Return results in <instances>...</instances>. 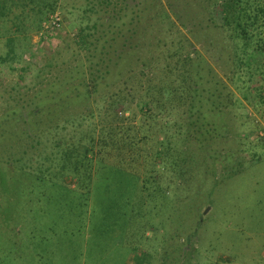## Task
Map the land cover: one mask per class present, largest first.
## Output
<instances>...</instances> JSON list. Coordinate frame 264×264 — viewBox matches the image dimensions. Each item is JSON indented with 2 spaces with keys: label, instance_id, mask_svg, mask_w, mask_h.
<instances>
[{
  "label": "trees",
  "instance_id": "trees-1",
  "mask_svg": "<svg viewBox=\"0 0 264 264\" xmlns=\"http://www.w3.org/2000/svg\"><path fill=\"white\" fill-rule=\"evenodd\" d=\"M58 2L0 0V41L8 48L5 56H0L3 61L12 65L18 61L15 49L18 38L13 37V33H22L27 44V34L33 32L25 28L27 17L33 16L34 31H39L44 18L57 10ZM109 2L111 0H100V5L105 7ZM161 4L166 7L158 13L156 9ZM101 7L105 14L106 9L103 11ZM135 8L131 13L135 18L130 16L129 7L116 14L112 10L103 18L102 27L110 29L108 33L115 32L110 38H106L105 32L101 35L91 32L97 30L100 16L95 22L80 26L73 39L81 56L77 64L50 87L36 90L28 100L2 114L0 126L7 128L6 131L0 128V137L10 132L8 128L11 129L12 124H7L6 120L17 116L22 109H27L26 118L36 121L25 122L27 128L21 130V135L14 134L15 142L4 148L11 150L24 141L23 148L30 146L27 139L31 138L30 133L37 135L43 117L49 125L61 118L74 122L77 121L75 117L79 120L91 118L94 115L92 106L101 104L103 116L113 117L120 124L115 127L104 124L98 135L92 130L82 133L77 140H71L76 136L57 138L51 147L53 152H62L61 157L66 154L72 157L70 161L76 171L85 164V157L91 166L94 160L106 172V165L112 163L106 160V154L113 153V162L119 164V158L121 160V167H118L121 171L117 173L120 180L107 182L101 193L105 200L99 202L96 246L115 236L125 237L127 255L132 252L127 264L130 261L132 264H192L199 251L193 239L201 227L199 212L203 206L199 199L205 186L217 185L237 175L243 168L237 152L246 151V143L243 145L242 137L232 125L235 95L222 81L215 66L220 65L217 61L221 57L230 75L237 80L246 77L252 81L257 77L256 85L264 82V0H139ZM95 11L88 1L81 24L84 20L90 21L89 15ZM154 14L168 20L169 31L175 28L182 34L173 48L161 46L156 54L160 56L163 50L166 53L160 57L153 53L151 45L144 43ZM131 39L139 50L129 48ZM196 46L212 53L215 65ZM133 66L139 67V73L127 70ZM26 69L21 67L22 71ZM138 81L139 97L133 85ZM117 86L123 88L114 89ZM246 89L244 99L247 102L252 93L262 99L252 86ZM132 105L139 112V130L131 123L136 119L131 113ZM117 110L121 111V116ZM74 111H78L75 116ZM126 113H129L127 118L124 117ZM175 115L179 119L172 125L175 129L169 122L162 121ZM21 116L18 118H24ZM52 127L57 128V125ZM26 149L22 152H27ZM138 160L139 169L136 168ZM84 185L87 189L88 184ZM165 203L177 213H188L189 207L185 208L186 204L190 205L191 213L198 216L195 228L181 235L177 232L175 237L162 240L149 249L146 247L150 241L148 234H152L149 230ZM71 207L67 212L70 217L74 216ZM142 223L144 225H140Z\"/></svg>",
  "mask_w": 264,
  "mask_h": 264
},
{
  "label": "rangeland",
  "instance_id": "rangeland-1",
  "mask_svg": "<svg viewBox=\"0 0 264 264\" xmlns=\"http://www.w3.org/2000/svg\"><path fill=\"white\" fill-rule=\"evenodd\" d=\"M88 1L97 11L89 15L90 21L84 20L81 24ZM136 4H139V0H111L105 7H101L100 0H59L55 12L60 14L62 24L49 41L41 43L38 42V31H34L33 16L27 17L25 28L33 30L27 34V44L22 33L12 35L18 38L15 49L19 59L15 64L1 59L8 48L0 41V116L12 111L17 103L28 100L36 90L50 87L52 82L65 76L71 66L77 64L80 55L73 39L80 26L95 22L98 16L105 19L112 10L116 14L126 7L131 9L129 14L135 18L136 15L131 13L135 12ZM100 7L103 11L106 9L105 14ZM162 7L165 9L166 6L161 4L156 11L162 12ZM154 17L145 34L147 40L144 43L151 45L156 54L162 47L173 48L182 34L175 28L169 31L168 20L164 17L155 14ZM101 19L97 21V30L91 32L93 35L105 32L106 38H110L115 32L108 33L110 29L102 27L100 23L104 19ZM128 42L129 48L132 46L139 50V47L133 45V39ZM196 49L215 65L212 53L199 46ZM165 53L166 50H163L160 56ZM217 63L220 65L215 66L216 72L236 98V105L232 108V125L242 137L243 145L246 143V151L237 152L243 165L237 175L217 185H206L202 197H199L203 206L199 212L202 221L198 235L193 239L199 251L192 264H264V82L260 81L256 85L257 77L252 81L246 77L237 80L228 72L224 59L218 58ZM21 67L27 69L22 71ZM127 70L139 73L138 66ZM133 85L139 97V81ZM251 86L262 99H257L255 93L248 95V102L244 99L246 88ZM102 107L101 104L93 105L94 115L91 118L79 120V117H75L77 121L74 122H66L61 118L56 124L49 125L43 117L37 135L30 133L31 138L27 139L30 146L23 148L25 141L22 144L19 142L11 150L10 147H4L15 142L14 134L21 135V130L27 128L25 122L36 120L26 118L27 109L22 108L18 115L24 118L15 115L6 120L9 121L7 124H12V131L8 128L10 132L0 137V146L3 147L0 148V264H127V258H130L132 252L127 255L128 242L125 237L115 236L96 246L99 235L95 234L97 219L100 217L99 202L105 200L101 193L107 182L120 180V175H117L121 171L118 169L121 167L120 158L118 164L112 160L113 153L106 154V160L112 162L106 165V172L94 160L91 166L85 157V164L76 171L71 162L72 157L67 154L61 157L62 152H53L51 148L57 138L76 136V139L71 140H77L79 135L92 130L98 135L104 124L108 127L120 124L113 117H104ZM131 109L133 118H136L131 123L139 130V112L134 105ZM78 111H74V116ZM117 113L118 116L122 114L119 110ZM127 116L129 113L124 115L125 118ZM110 120L114 122L112 125ZM177 120V115L162 119L163 122H169L170 126ZM123 122L122 127L125 129L126 119ZM54 125L57 128H53ZM0 128L6 131L7 127L1 125ZM171 128L175 129L176 126ZM25 149L27 152H22ZM88 156L91 157L90 154ZM137 163L136 168L139 169V160ZM83 182L88 184L87 189ZM70 206L74 209L72 217L67 213ZM188 207L187 213L185 210ZM185 210L186 213H177L176 209L165 203L160 214L155 216L154 225L149 230L153 235L148 234L150 241L146 247L152 249L160 241L175 237L177 232L181 235L192 231L198 216L191 213L188 204ZM192 217H195L193 222ZM136 222L139 224V217ZM158 250L160 253V246Z\"/></svg>",
  "mask_w": 264,
  "mask_h": 264
},
{
  "label": "built area",
  "instance_id": "built-area-1",
  "mask_svg": "<svg viewBox=\"0 0 264 264\" xmlns=\"http://www.w3.org/2000/svg\"><path fill=\"white\" fill-rule=\"evenodd\" d=\"M62 24V19L58 12H54L47 17L41 23V29L37 33L38 42L49 41L50 37L56 32ZM30 61V57L27 58Z\"/></svg>",
  "mask_w": 264,
  "mask_h": 264
},
{
  "label": "water",
  "instance_id": "water-1",
  "mask_svg": "<svg viewBox=\"0 0 264 264\" xmlns=\"http://www.w3.org/2000/svg\"><path fill=\"white\" fill-rule=\"evenodd\" d=\"M208 210H209V209H207V210L204 212V214H206Z\"/></svg>",
  "mask_w": 264,
  "mask_h": 264
}]
</instances>
